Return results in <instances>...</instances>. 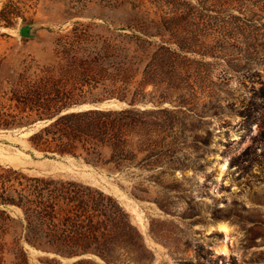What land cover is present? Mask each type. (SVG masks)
Instances as JSON below:
<instances>
[{"label":"rangeland","instance_id":"obj_1","mask_svg":"<svg viewBox=\"0 0 264 264\" xmlns=\"http://www.w3.org/2000/svg\"><path fill=\"white\" fill-rule=\"evenodd\" d=\"M58 89L73 111L138 112L128 156L32 144L50 120L20 100ZM3 121L31 123L0 127L2 167L90 184L128 213L141 247L113 264H264V0H0Z\"/></svg>","mask_w":264,"mask_h":264},{"label":"trees","instance_id":"obj_2","mask_svg":"<svg viewBox=\"0 0 264 264\" xmlns=\"http://www.w3.org/2000/svg\"><path fill=\"white\" fill-rule=\"evenodd\" d=\"M80 101L59 89L24 94L19 113L50 120L28 140L51 153L80 151L99 159L108 148L112 158L128 156L124 128L134 125L140 114L131 109L61 113ZM30 123L3 121L0 127ZM140 247V234L110 194L75 179L29 175L0 165V264H35L30 248L50 257L39 264H63L61 258L85 253L105 264L129 263L135 262ZM68 264L101 263L81 258Z\"/></svg>","mask_w":264,"mask_h":264},{"label":"water","instance_id":"obj_3","mask_svg":"<svg viewBox=\"0 0 264 264\" xmlns=\"http://www.w3.org/2000/svg\"><path fill=\"white\" fill-rule=\"evenodd\" d=\"M19 34L22 36V37H30V26L29 25H23L19 28ZM108 105L107 102H103L101 104H94L92 105V108H88V109H99L101 108L100 106H106ZM71 111H73V109H77L76 106L74 107H71L69 108ZM69 109H65L66 112H69L68 110ZM81 110V109H80ZM43 254H47L45 252H42V251H39ZM91 257H94V258H97L98 260L102 261L99 257H97L96 255L92 254V253H85V254H82V255H77V256H74V257H71V258H64L66 260H77V259H80V258H91ZM103 262V261H102Z\"/></svg>","mask_w":264,"mask_h":264},{"label":"bare ground","instance_id":"obj_4","mask_svg":"<svg viewBox=\"0 0 264 264\" xmlns=\"http://www.w3.org/2000/svg\"><path fill=\"white\" fill-rule=\"evenodd\" d=\"M218 227H219V229H220V231L222 230V231H227L228 230V227H227V225H225L224 223H220L219 225H218ZM225 241V240H224ZM222 245H223V243H222ZM222 248L223 249H226V248H224V246H222Z\"/></svg>","mask_w":264,"mask_h":264}]
</instances>
